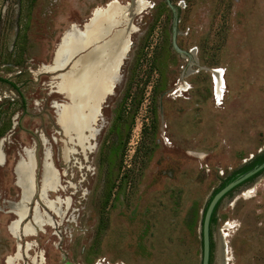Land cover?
Listing matches in <instances>:
<instances>
[{
    "label": "rangeland",
    "instance_id": "374dc122",
    "mask_svg": "<svg viewBox=\"0 0 264 264\" xmlns=\"http://www.w3.org/2000/svg\"><path fill=\"white\" fill-rule=\"evenodd\" d=\"M111 2L130 8L129 51L82 150L57 126L61 78L55 90L42 68ZM0 80V264H201L209 197L264 147V0H0ZM52 176L53 211L39 200ZM228 193L211 264L223 248L228 264H264V171ZM35 206L50 219L40 229Z\"/></svg>",
    "mask_w": 264,
    "mask_h": 264
},
{
    "label": "bare ground",
    "instance_id": "6f19581e",
    "mask_svg": "<svg viewBox=\"0 0 264 264\" xmlns=\"http://www.w3.org/2000/svg\"><path fill=\"white\" fill-rule=\"evenodd\" d=\"M143 7L144 5L141 6V9ZM123 12H127V14L124 15ZM91 16L92 19L88 26L80 35H77L81 41L72 42L69 46H65L64 41L61 47L64 45L66 49L59 52L60 49H63L60 47L55 51L54 57V67L62 68L74 54L85 47L90 48L71 62L69 71L60 77L59 85V90L67 98L68 104L60 108L57 122L63 131L65 142L82 150L85 149V145L93 133L90 124L98 117L102 98L113 87L120 61L128 50L127 32L125 29H116L114 25L123 23L124 18L129 20L131 15L128 6L124 8L116 2H111L103 9H95ZM73 31L75 32V30ZM211 74L213 97L215 100H221L225 89L222 71L215 69L211 71ZM71 152L72 149L64 151L63 158L66 159L67 154L69 155ZM57 187L56 177L52 176L49 181L43 183L39 190V200L51 211L53 209L47 202L46 196L49 191L55 192ZM28 201L29 198L23 192L19 207L25 208V212H27L25 206ZM25 218L26 213L23 219ZM49 221L50 219L42 214L38 207L33 208L30 220L33 227L39 228L49 224ZM24 230L28 234L30 233L27 227ZM223 250L221 264H228L227 252L224 248ZM6 264H9V259L6 260Z\"/></svg>",
    "mask_w": 264,
    "mask_h": 264
},
{
    "label": "water",
    "instance_id": "95a60500",
    "mask_svg": "<svg viewBox=\"0 0 264 264\" xmlns=\"http://www.w3.org/2000/svg\"><path fill=\"white\" fill-rule=\"evenodd\" d=\"M107 5V4H106ZM105 5V6H106ZM122 7H126L125 5H123ZM123 14H127V12H123ZM124 17V16H123ZM92 19V16L87 20L86 23H84L80 28L78 27H75V26H71L69 28L68 31H66L61 37H60V40H59V43L57 44V49H59L62 44L64 43L65 40H67V38L69 37V35L71 34V32L73 30L77 31L78 33L79 32H82L84 31L85 27L88 26V24L90 23ZM128 25V22L125 20L124 18V21L123 23H118L116 25H114V27L116 29H122V28H126ZM90 48L89 47H85L84 49H82L81 51L77 52L76 54H74L70 59L69 61L66 63L65 66H63L62 68H55L54 67V57H55V52L53 54V58H52V61H51V64L47 67H44L42 69H45L46 72H50V73H55L54 75V78L57 79V82L54 83V88L55 86L59 83L60 81V77L67 73L69 71V68L71 67V62H73L77 57H79L80 55H82L84 52H87ZM55 50V51H56ZM129 51V50H128ZM180 54H182L183 56L186 55V56H191V54L189 52H182V51H179ZM125 58V55L123 56L122 60L120 61V65L122 64V61L123 59ZM119 78H120V74H119ZM119 82V79L117 81V83ZM116 84L113 85V87L110 89V92L109 93H105L103 98H102V101H101V104L104 102V100L113 93V90L115 88ZM56 90V88H55ZM64 98V97H63ZM67 101H63L62 103H58V105L62 106L64 104H66ZM100 108H101V105H99V109H98V113L100 114ZM55 109V114L58 113V110L57 108H54ZM57 124V122H56ZM57 126L59 127V125L57 124ZM60 129V133L62 134V136L64 137V134H63V131L62 129L59 127ZM264 151V147L258 151V154L262 153ZM254 156H251L249 158L248 161L252 160ZM23 159V158H21ZM17 160V162L15 163V166H14V173H15V168L18 164V162L21 160ZM43 161V160H42ZM247 161V162H248ZM264 169V163L259 165L258 167L254 168L253 170L241 175L240 177H238L237 179L233 180L232 182H230L229 184H227L224 188H222L219 192H217L213 198L211 199V201L209 202L208 206H207V209L202 217V221H201V225H200V239H201V264H208V261H209V220H210V216L212 214V211L214 209V207L216 206V204L221 200L223 199L226 194L230 191H232L233 189H235L236 187H238L239 185H241L243 182H245L247 179H249L250 177L256 175L257 173H259L261 170ZM34 171H36V163H35V167H34ZM15 185L17 186V177H15ZM18 187V186H17ZM19 188V187H18ZM34 190L36 191V185H35V172H34ZM33 197L35 196V192H33ZM20 197H21V192L19 194V200L18 202L20 201ZM17 202V203H18ZM34 202V201H33ZM33 206H34V203H33ZM32 206V207H33ZM30 208V207H29ZM15 221V220H14ZM13 222V221H12ZM21 237H18L16 240H20ZM19 252V255H23L24 252H25V244L24 245H21L19 244L18 242L16 243V249H15V252L13 254V257H15V255Z\"/></svg>",
    "mask_w": 264,
    "mask_h": 264
},
{
    "label": "trees",
    "instance_id": "16d2710c",
    "mask_svg": "<svg viewBox=\"0 0 264 264\" xmlns=\"http://www.w3.org/2000/svg\"><path fill=\"white\" fill-rule=\"evenodd\" d=\"M0 82H6L5 80H0ZM264 163V151L260 154L255 155L252 160L246 162L244 165H242L240 168H238L237 170H235L232 174H230L227 178H225L221 184L218 186V188H216L211 196L209 197L204 209H203V214L202 217L207 209V206L209 204V202L211 201V199L213 198V196L219 192L222 188H224L227 184H229L230 182H232L233 180L237 179L238 177H240L241 175L253 170L254 168L258 167L259 165ZM264 171L261 170L259 173H257L256 175L250 177L249 179H247L245 182L243 183H247L251 180H253L257 175H259L260 173H262ZM242 183V184H243ZM230 194V192L228 193V195ZM220 201L216 204V206L214 207L212 214L210 216V220H209V261L208 264H211V259H212V249H213V242H212V238H211V229L212 226L216 223V211L217 208L219 206ZM202 221V219H201Z\"/></svg>",
    "mask_w": 264,
    "mask_h": 264
}]
</instances>
